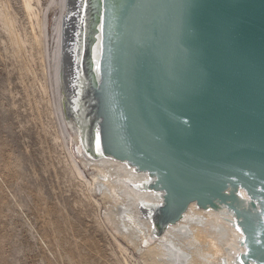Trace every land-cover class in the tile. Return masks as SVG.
Listing matches in <instances>:
<instances>
[{"label":"water","instance_id":"95a60500","mask_svg":"<svg viewBox=\"0 0 264 264\" xmlns=\"http://www.w3.org/2000/svg\"><path fill=\"white\" fill-rule=\"evenodd\" d=\"M82 4L64 110L84 150L150 174L159 232L190 202L223 206L243 235L235 264H264V0Z\"/></svg>","mask_w":264,"mask_h":264},{"label":"rangeland","instance_id":"374dc122","mask_svg":"<svg viewBox=\"0 0 264 264\" xmlns=\"http://www.w3.org/2000/svg\"><path fill=\"white\" fill-rule=\"evenodd\" d=\"M1 3L28 39L21 1ZM53 13L47 12L49 33ZM1 24L0 264H140L131 246L120 250L126 243L107 223L98 196H89L69 169L35 47L26 42L17 50Z\"/></svg>","mask_w":264,"mask_h":264},{"label":"bare ground","instance_id":"6f19581e","mask_svg":"<svg viewBox=\"0 0 264 264\" xmlns=\"http://www.w3.org/2000/svg\"><path fill=\"white\" fill-rule=\"evenodd\" d=\"M20 1L31 28L30 37L19 35L14 15L2 3L1 23L17 50L24 48L26 42L35 47L47 74L45 87L53 95L52 113L61 122L57 137L63 140L69 169L84 184L89 196H98L95 202L103 206L107 223L126 243L125 247L117 245L120 250L126 251L131 246L129 249L132 248L140 264H235L236 254L244 251L243 235L226 207L214 209L190 202L179 219L159 232L149 209L160 204L162 198L160 191L144 186L150 174L127 161L107 154L95 157L84 150L80 131L64 110L65 97H69V104L74 102L83 0H45V4L42 0ZM48 10L54 11L51 33L47 30ZM237 192L247 201L244 190Z\"/></svg>","mask_w":264,"mask_h":264}]
</instances>
